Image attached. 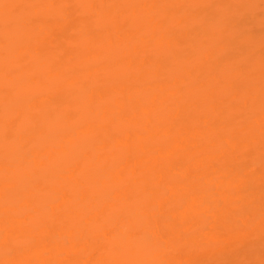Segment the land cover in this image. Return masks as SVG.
<instances>
[{"label":"bare ground","instance_id":"1","mask_svg":"<svg viewBox=\"0 0 264 264\" xmlns=\"http://www.w3.org/2000/svg\"><path fill=\"white\" fill-rule=\"evenodd\" d=\"M262 48V0H0V264H260Z\"/></svg>","mask_w":264,"mask_h":264},{"label":"snow or ice","instance_id":"2","mask_svg":"<svg viewBox=\"0 0 264 264\" xmlns=\"http://www.w3.org/2000/svg\"><path fill=\"white\" fill-rule=\"evenodd\" d=\"M11 7H17L13 5ZM61 8L66 10H71L73 7H79V5H72V4H63L60 5ZM88 7H94L89 5ZM208 11L205 12L203 18L196 24L192 26V31L194 33H200L203 31L207 37L213 41H216L220 46L224 49V54L221 57L222 59H226L232 52L236 49V40L237 38L243 39L244 33L240 30L241 26L246 22L245 16L240 17H226L220 14L218 9L222 6L220 5H205L203 6ZM238 7H247V5L241 4ZM262 7H264V0H262ZM169 35H173L169 33ZM241 50H243L241 46ZM262 71H264V48H262ZM262 128H264V123H262ZM14 134V129L12 126L6 125L5 126V136L6 138H12ZM27 158V156L25 157ZM264 176V173H262ZM6 227H10L6 224ZM249 231V225L247 223H239L233 224L229 228L230 233L235 234H246ZM6 235H11V232L7 233ZM261 236L264 239V203L261 205ZM146 240L151 241L152 236L146 235L144 237ZM167 233L161 232L159 233V239L161 241L166 240ZM10 242V241H9ZM32 243H36L37 241L33 240ZM14 250V249H10ZM111 264H171V262L166 261H153V262H127V261H113ZM250 264H254V262H250ZM260 264H264V260L260 261Z\"/></svg>","mask_w":264,"mask_h":264}]
</instances>
